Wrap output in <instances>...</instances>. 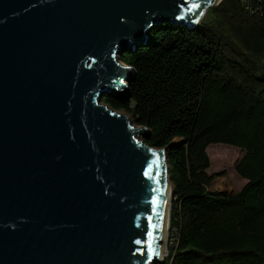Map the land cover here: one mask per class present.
I'll use <instances>...</instances> for the list:
<instances>
[{"label": "water", "instance_id": "1", "mask_svg": "<svg viewBox=\"0 0 264 264\" xmlns=\"http://www.w3.org/2000/svg\"><path fill=\"white\" fill-rule=\"evenodd\" d=\"M223 1L0 0V264L166 261L168 149L103 99H130L120 55Z\"/></svg>", "mask_w": 264, "mask_h": 264}, {"label": "trees", "instance_id": "2", "mask_svg": "<svg viewBox=\"0 0 264 264\" xmlns=\"http://www.w3.org/2000/svg\"><path fill=\"white\" fill-rule=\"evenodd\" d=\"M120 55L130 99L103 103L168 149L174 200L161 264H264V0H224L197 30L164 24ZM241 149L236 194L212 192L209 147Z\"/></svg>", "mask_w": 264, "mask_h": 264}, {"label": "rangeland", "instance_id": "3", "mask_svg": "<svg viewBox=\"0 0 264 264\" xmlns=\"http://www.w3.org/2000/svg\"><path fill=\"white\" fill-rule=\"evenodd\" d=\"M153 32L154 31H152L151 34ZM209 156L211 160L209 174L215 177L210 190L212 192L226 194H236L241 191L246 185L247 181L237 173V164L243 158L244 152L241 149L233 146L218 144L209 147ZM169 247L170 237L167 241L168 252Z\"/></svg>", "mask_w": 264, "mask_h": 264}, {"label": "built area", "instance_id": "4", "mask_svg": "<svg viewBox=\"0 0 264 264\" xmlns=\"http://www.w3.org/2000/svg\"><path fill=\"white\" fill-rule=\"evenodd\" d=\"M241 2H242V4H250V3H252V2H255V1H257V0H240Z\"/></svg>", "mask_w": 264, "mask_h": 264}, {"label": "bare ground", "instance_id": "5", "mask_svg": "<svg viewBox=\"0 0 264 264\" xmlns=\"http://www.w3.org/2000/svg\"><path fill=\"white\" fill-rule=\"evenodd\" d=\"M150 35V37H151V33L150 34H148V36ZM167 199L169 200V193H168V197H167ZM166 219H167V216H165V221H166ZM165 233H166V230H164V239H165ZM162 250H163V252H165V248L163 247L162 248Z\"/></svg>", "mask_w": 264, "mask_h": 264}]
</instances>
